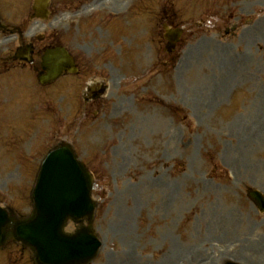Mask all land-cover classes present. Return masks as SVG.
I'll list each match as a JSON object with an SVG mask.
<instances>
[{
  "label": "rangeland",
  "instance_id": "374dc122",
  "mask_svg": "<svg viewBox=\"0 0 264 264\" xmlns=\"http://www.w3.org/2000/svg\"><path fill=\"white\" fill-rule=\"evenodd\" d=\"M160 2L168 11L173 3L177 15L173 20L185 27V35L194 32L201 38L192 41L182 58L177 59L171 72L172 84L166 77L169 62L163 63L167 56L162 52V29L159 31V78L154 75V87L159 98L172 107L137 100L145 109L128 113L123 141H111L96 133L90 137L85 129L75 142L77 149L115 144L114 150L118 151L110 158L85 159L90 168L101 173L93 195L98 201L94 228L103 246L90 264H223L227 259L264 264V215L260 217L239 199V194L245 196L248 186L264 191V84L262 79L252 78V68L259 70L264 65V0ZM159 17L160 24H168L170 19L162 14V8ZM235 21L241 26L229 39L242 41L236 54L253 58L249 65L244 63L251 67L245 73L250 76L243 85L247 89L230 92L222 85L236 66L234 48H228V61L220 63L225 53L219 56L223 46L216 44L219 37L211 29L230 26ZM49 23L55 24L54 17L49 18ZM152 27V14L143 16L140 25H128L126 33L133 45L127 56L128 71L153 70L150 63L157 49ZM81 32L91 39H103L95 25L85 26ZM116 42L112 48L117 47ZM196 44L194 53L198 55L184 62L185 54ZM146 80H142L143 84ZM17 84L10 83L8 90L21 100L20 107L13 105L17 109L12 117L25 118L0 125V137L6 140L4 146L0 140V202L11 214L23 216L31 210L30 191L42 156L71 135V127L59 133V124L45 123L55 119L54 101L38 110L35 99L28 100L31 95L24 80ZM0 91L6 92L3 88ZM215 95L221 103L215 107L214 115H207L214 107L208 99ZM245 99L252 104L249 110ZM179 107L183 111L176 113ZM173 111L175 117L171 116ZM244 116L250 118V133L244 136L240 130L241 135L233 137L238 124L244 128L240 124L245 122ZM34 117L40 123L27 122ZM210 119L212 125L206 122ZM173 163L177 166L174 171ZM212 214H217L213 220ZM219 215L232 218V222L236 215L238 221L233 229L238 232L225 225V236L216 233L221 228L220 221H216ZM236 233L240 235L238 240L233 236ZM244 235L249 239L244 240ZM179 247L186 250H177Z\"/></svg>",
  "mask_w": 264,
  "mask_h": 264
},
{
  "label": "flooded vegetation",
  "instance_id": "af4514ba",
  "mask_svg": "<svg viewBox=\"0 0 264 264\" xmlns=\"http://www.w3.org/2000/svg\"><path fill=\"white\" fill-rule=\"evenodd\" d=\"M47 9L53 14L52 0ZM128 9L126 0H56V22L49 24L41 15L44 8L37 13L32 0H0V89L6 91H0V123L15 121L13 114L6 113L17 98L10 95L6 84L14 86L15 82L17 86L24 80L27 92L35 95L38 110L48 103L50 95L57 96L55 122L60 127L67 123L102 126L108 137L121 138L129 108L146 90L143 83L131 82L132 92L128 93L125 36L118 40L115 50L109 39L111 28L124 34ZM92 25L103 39H91L81 32ZM55 47H64L72 64L55 80L43 83L40 78L49 68L44 54ZM30 121L40 122L36 117ZM15 244L0 249V264H36L30 250Z\"/></svg>",
  "mask_w": 264,
  "mask_h": 264
},
{
  "label": "water",
  "instance_id": "95a60500",
  "mask_svg": "<svg viewBox=\"0 0 264 264\" xmlns=\"http://www.w3.org/2000/svg\"><path fill=\"white\" fill-rule=\"evenodd\" d=\"M179 33H176V37ZM172 45V44H171ZM92 178L69 146L63 144L48 153L32 191L33 210L24 219L12 220L0 207V245L7 237L21 240L35 252L38 264H84L93 259L101 245L90 226L65 233L68 218L77 221L85 216L91 221L94 201L90 192ZM261 207L264 199L250 192ZM12 223L10 233L5 231ZM235 264V263H227Z\"/></svg>",
  "mask_w": 264,
  "mask_h": 264
}]
</instances>
